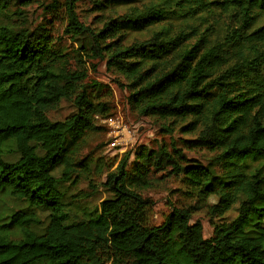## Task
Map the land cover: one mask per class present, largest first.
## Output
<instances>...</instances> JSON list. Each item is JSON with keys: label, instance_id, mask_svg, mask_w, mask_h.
<instances>
[{"label": "trees", "instance_id": "trees-1", "mask_svg": "<svg viewBox=\"0 0 264 264\" xmlns=\"http://www.w3.org/2000/svg\"><path fill=\"white\" fill-rule=\"evenodd\" d=\"M160 1L97 30L79 24L75 0L65 1L64 33L81 55L105 61L125 80L129 106L162 121L167 134L175 127L195 133L181 147L137 146L124 155L100 184L109 197L84 219L70 215L59 186L79 183L73 168L82 170L87 158L76 156L110 104L95 100L100 84L88 94L84 65L68 70L43 28L0 26V193L32 211L0 219V264H264V0ZM214 15L225 21L212 37L201 26ZM63 99L75 113L50 121L47 113ZM193 149L216 153L219 175L184 156ZM7 153L16 160L6 162ZM166 167L198 201L217 198L210 214L237 205L236 216L215 224L208 238L189 208L152 225L141 192L150 171ZM37 210L46 212L43 220Z\"/></svg>", "mask_w": 264, "mask_h": 264}, {"label": "rangeland", "instance_id": "rangeland-1", "mask_svg": "<svg viewBox=\"0 0 264 264\" xmlns=\"http://www.w3.org/2000/svg\"><path fill=\"white\" fill-rule=\"evenodd\" d=\"M65 1L30 0L27 4L21 5L16 0H5V9L0 12V26H9L12 29L28 28L29 30L36 27L43 28L50 35L52 45L61 56V63L68 70L73 71L84 65L87 78L83 84L86 86L88 94L93 96L95 92L93 85L100 84L102 90L95 100L110 104V115L95 120L99 129L85 136L76 156L78 161L87 158L84 168H80L82 170L78 171L77 167L73 168L71 178L73 180L79 178V183L75 186L62 183L59 186V189L64 193V202H67L66 209L70 215L77 219H84L88 216V212H94L101 200L109 197L100 184L105 181L106 173L112 172L124 155L131 153L137 146L156 149L161 143L169 147L171 142H174L181 147L180 140H191L195 133L182 135L175 127L171 134H167L163 129L166 125L162 121L141 116L129 106V91L125 80L108 71L105 61L97 57L88 58L81 55L75 41L64 33L68 24ZM159 2L161 1L127 0L122 5L120 0H75L74 14L79 24L97 30L110 18L125 13L139 12ZM214 16L207 17V23L201 26V30L206 28L207 32L211 29L212 37L221 33L225 21L222 15ZM196 23L193 22L194 25ZM77 52L79 57L76 56ZM73 113H75L73 104L63 99L56 109L47 113V117L50 121H61ZM183 154L196 164L210 165L216 175L221 172L220 166L214 163L213 158L216 154L214 152L193 149L183 150ZM16 158L17 156L13 153H7L4 157L8 163L14 162ZM131 160L132 155L130 156ZM59 173L60 169L54 171L57 176ZM83 179L90 180L94 189L93 187L89 188ZM148 179L149 185L141 192V195L148 202L152 225H159L175 208H189L192 221H198L201 224L203 237L208 238L213 232L215 224L231 222L237 214V205L220 217L210 214L209 206L215 204L217 198L212 197L204 202L198 201L190 187L182 181V177L171 174L169 167H166L165 170H151ZM78 190L82 191L75 199H71L70 197L78 193ZM241 200L242 198L238 202ZM15 211L32 212L26 208L23 202L10 197L6 191L1 192L0 219H4ZM36 213L41 220L46 216V212L43 210H37Z\"/></svg>", "mask_w": 264, "mask_h": 264}]
</instances>
